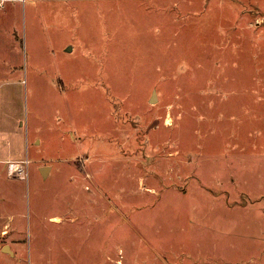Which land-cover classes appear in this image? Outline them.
Segmentation results:
<instances>
[{"label": "rangeland", "instance_id": "obj_1", "mask_svg": "<svg viewBox=\"0 0 264 264\" xmlns=\"http://www.w3.org/2000/svg\"><path fill=\"white\" fill-rule=\"evenodd\" d=\"M0 264H264V0H0Z\"/></svg>", "mask_w": 264, "mask_h": 264}, {"label": "crops", "instance_id": "obj_2", "mask_svg": "<svg viewBox=\"0 0 264 264\" xmlns=\"http://www.w3.org/2000/svg\"><path fill=\"white\" fill-rule=\"evenodd\" d=\"M13 149V148H12ZM12 149H10L11 151H12ZM14 159V158H13ZM12 158H10L9 160H13ZM15 161H21L20 163H23V161H24V159H21V160H15ZM43 168H47V170H46V174H44L45 176H47L48 174H49V172H50V170L52 169V166L51 165H47V166H42L41 167V170L43 169ZM43 172V171H42ZM44 173V172H43Z\"/></svg>", "mask_w": 264, "mask_h": 264}, {"label": "water", "instance_id": "obj_3", "mask_svg": "<svg viewBox=\"0 0 264 264\" xmlns=\"http://www.w3.org/2000/svg\"><path fill=\"white\" fill-rule=\"evenodd\" d=\"M154 98H156L155 95H154L153 99H154ZM46 170H47V168H43V169H42V171H45V172H46ZM4 250H9V246L6 245V246L4 247Z\"/></svg>", "mask_w": 264, "mask_h": 264}]
</instances>
